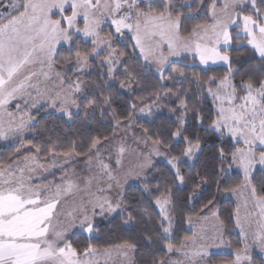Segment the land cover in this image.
Returning <instances> with one entry per match:
<instances>
[{"label":"snow or ice","instance_id":"6c2138e0","mask_svg":"<svg viewBox=\"0 0 264 264\" xmlns=\"http://www.w3.org/2000/svg\"><path fill=\"white\" fill-rule=\"evenodd\" d=\"M205 4V18L185 28ZM196 12L193 16L192 5L179 0H0V141L11 143L16 156L0 162V264H98L93 259L97 247L89 242L81 248L72 236L91 241L100 233V222L111 223L116 215L125 225L134 223V202L125 190L130 181L149 198L155 195L150 203L159 211L155 221H147L145 240L151 246L154 234L168 259L153 264H256L253 249L264 264V185L258 192L253 184L257 171L264 181V0H200ZM241 48L257 63L234 65L230 53ZM133 58L143 79L150 77L159 86L139 113L153 117V108L168 109L166 132L153 135L145 128L142 137L132 134L147 153L131 148L125 137L117 143L96 136L79 147L73 139L67 151L59 136H41L40 142L26 138L35 133L42 111L66 126L91 124L97 111L104 117L121 90L143 87L128 64ZM120 76L124 79L116 87ZM136 110L133 102L127 115L115 109L108 113L113 137L127 133ZM102 143L107 147L102 149ZM209 146L221 180L232 169L241 176L240 184L225 191L248 190L244 206L258 208L259 220L253 229L257 213L250 210L241 219L238 205L234 245L225 242L226 226L216 211L210 229L196 228L207 216L188 215L184 223L191 235L176 243L172 189L158 181L153 190L149 176L156 179L155 170L171 177L172 184L186 185ZM129 152L135 158L125 164ZM80 156L86 157V167L77 170L74 162ZM154 157L163 158L164 169L157 168ZM208 182L199 171L191 179L193 185ZM196 195L194 188L189 203ZM212 204L209 200L205 208ZM115 249L128 257L137 244L126 240ZM225 249L228 258L218 261ZM104 252L111 257L108 248ZM128 264L134 261L129 258Z\"/></svg>","mask_w":264,"mask_h":264},{"label":"trees","instance_id":"16d2710c","mask_svg":"<svg viewBox=\"0 0 264 264\" xmlns=\"http://www.w3.org/2000/svg\"><path fill=\"white\" fill-rule=\"evenodd\" d=\"M180 4L188 3L192 5V15L196 16V8L200 3V0H179ZM208 3H211V0H208ZM207 4L204 5L203 12L199 15L198 19L186 20L184 23V27L187 29H191V27L199 23L201 20L205 18L204 14L207 13ZM184 13L187 15L189 10L187 8L183 9ZM242 43H246V41H242ZM123 50V49H122ZM131 52V48L127 49ZM62 55L64 53H61ZM234 65L241 66L242 68H247L250 64L254 65L257 63L256 60L251 58V53L246 48H241L238 50H233L230 53ZM129 66L138 74V78H140L141 84L143 87L133 84L132 91H128L127 89L121 90V95L115 97L114 102L105 113L104 117L100 116V112H96V121L88 125H82L79 121L75 124L66 126L63 121L60 119H52L49 116H46L42 111L38 117V124L34 132H29L26 136L28 140H35L36 142H40L41 136L44 140L48 139V136L52 137L59 136L61 138L62 148L67 151L70 149L71 141L76 140L77 146L79 147L81 144L87 145L91 142L92 137L99 136L103 141L104 137L107 136L111 140L113 138V127L114 121H111L108 118V113L115 109L118 113L123 115H127V110L129 108L130 103H136L137 107H146V105L151 104L152 100L155 99L154 96L150 97V94L154 91L158 90L159 86L156 81L151 79H143L145 73L140 71L141 65L135 61V59L128 60ZM217 72L222 73L224 68L222 66L213 67ZM123 71V69H121ZM189 75H191V70H189ZM95 77V71H93L92 75L89 79ZM124 79V77L120 76L116 81V87H119L120 80ZM171 87L172 85H167ZM186 86V85H185ZM161 94L163 91L161 90ZM140 98H144L143 102ZM210 106V101L204 105L205 111H207ZM154 116L148 117L146 119L135 118L134 120V128L138 131H142L144 133V129L147 128L150 133L155 135L157 130H160L161 133L166 132L167 123L166 117H168V109L166 107L162 109H153ZM35 115V113H33ZM83 115V112H81ZM174 119V117H173ZM45 125L47 126L48 131H43ZM67 128V131H66ZM67 136V143L63 142V137ZM104 144V143H102ZM14 148L11 143L0 141V162L8 163L10 159H16L14 154ZM34 151V149H32ZM214 148L209 146L205 149L203 154L200 155L199 160L195 161V167L192 169V172L189 175V182L186 185L172 184L171 177L165 175H160L156 173L154 170V175H156V179H152V176H149V180L151 181V185L153 190L155 189L156 183L159 181L162 187L167 182V185L172 189V197L175 206V220H176V231H175V241L179 243V241L185 235H191V231L188 229L186 223H184L185 219L188 215H194L196 213H200L202 216H208L211 212L216 211L220 217V220L224 222L226 226L225 233V242L231 241L234 245L238 240L239 234L235 228V220L233 219V214L237 210V204L235 200L230 198L228 195L231 193L229 191H225L226 188H232L241 183V176L238 171L232 169L226 179L221 180V175L218 173L219 164L213 158ZM23 155V153H22ZM86 157L80 156L75 159V164H77V168L81 170L85 164ZM164 163H158V169H164ZM227 167V165H225ZM187 172V170H184ZM199 171L201 176L207 177L208 183L193 185L191 183V179L194 177L195 172ZM60 172H56V176L58 177ZM261 175L259 171L256 172L255 178L253 179V184L257 187L258 192H261L262 185H264V181L261 180ZM48 179L51 180L52 177L48 176ZM221 180V186L217 188V181ZM139 185L134 183L130 187L126 189L127 198L130 201L134 202V212L136 215V220L134 223L125 225L121 220L119 215L115 216V219L109 223L108 221L100 222V233L98 235L94 234V238L91 241L85 240L83 237H79L77 239L76 236H72V239L78 243L81 248L86 247L87 243H92L97 247L98 252H104L105 248H108L109 251L115 250V245L122 244L124 241L128 240L137 244V250L133 254L134 264H153L154 259H168L165 256L164 252L161 251V244L155 241V236L153 234V243L149 246L145 240V236L150 233V228L147 224L149 218L152 221H155L158 214V208L155 207L154 204L150 203V200L155 199V195L149 198L147 195L142 194L140 191H137ZM195 188L197 195L196 197L189 203L188 194L193 191ZM261 194H264L262 192ZM158 195V193H156ZM212 200L213 204L209 205L205 208V205L208 204V201ZM138 205V207H137ZM201 209L204 211L201 213ZM143 214V215H141ZM178 257L173 255L171 259H177ZM227 255L223 254L218 256L216 259L218 261L227 259ZM253 259L256 261V264H259L261 257L254 253Z\"/></svg>","mask_w":264,"mask_h":264},{"label":"rangeland","instance_id":"374dc122","mask_svg":"<svg viewBox=\"0 0 264 264\" xmlns=\"http://www.w3.org/2000/svg\"><path fill=\"white\" fill-rule=\"evenodd\" d=\"M105 32H107V28H105ZM215 66H219V65H214L212 67H215ZM139 108H141V107H137V110H136V118H140V119H146V118H148L147 116H143V115H141L139 113ZM153 109H152V111H153ZM49 111H51V110H49ZM133 133H135V136H137V137L144 136V133L142 131H138V130H136L134 128V123H133L132 124V127L127 131V133H125L124 131H120L112 139H114L117 143H119L120 140H121V137H125L126 144L127 145H130L131 148H133V149H137L138 148V145H137V143H136V141H135V139H134V137L132 135ZM28 134H29V132L26 133L25 135L27 136ZM101 147L103 149V148L107 147V144L104 143V144L101 145ZM138 150H142L145 153H147V151H148V149L147 148H144L142 145L139 146ZM106 155L107 154L105 153V156ZM134 158H135V154L134 153H132V152L127 153L126 154V158H125V164H127L129 161L134 160ZM154 159L157 161V164L158 163H164L163 158H156V157H154ZM75 167L77 168V164H75ZM85 167H86V165L84 164V166H83L82 169H84ZM77 170H79V169L77 168ZM236 171H238V170H236ZM134 183H136V182L135 181H130L129 182L130 185H133ZM128 187H130V186H127L126 185L125 186V190ZM228 196L230 198H232L233 200H235L237 206L239 205V214H240L241 219H243L245 217L246 213L248 211H250V210L257 213V215L253 218L254 223H253L252 227L254 229L256 227L255 221H258L259 220V209L258 208H255L251 204L248 206L247 209L245 208V206H244L245 205V201L250 198L249 191L246 190V189L241 188V189H238L237 190L236 194L230 193ZM211 213L207 216L208 217V220L206 222H203L202 221V222L196 224L197 230L200 227H206V228H209L210 229L212 227V225L214 223H216L215 219L211 216ZM188 229L190 230L189 226H188ZM236 231L239 234V229L236 228ZM227 251H229V250H227V249L223 250L224 254H226ZM110 252H111V257H109L108 255H106L105 252H98V255L96 257H94L93 259L96 260L98 262V264H128L129 258L133 261V254L134 253H129V256L128 257H123V256H121L116 251V249L115 250H111ZM254 253L258 254L261 257V254L259 253L258 249H253L252 255Z\"/></svg>","mask_w":264,"mask_h":264}]
</instances>
